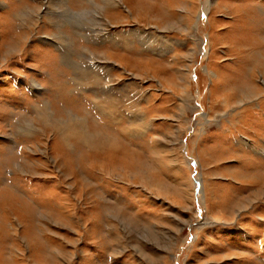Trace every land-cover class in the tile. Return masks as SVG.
Here are the masks:
<instances>
[{
  "label": "rangeland",
  "instance_id": "rangeland-1",
  "mask_svg": "<svg viewBox=\"0 0 264 264\" xmlns=\"http://www.w3.org/2000/svg\"><path fill=\"white\" fill-rule=\"evenodd\" d=\"M47 1L0 0V264H264V0Z\"/></svg>",
  "mask_w": 264,
  "mask_h": 264
},
{
  "label": "bare ground",
  "instance_id": "bare-ground-1",
  "mask_svg": "<svg viewBox=\"0 0 264 264\" xmlns=\"http://www.w3.org/2000/svg\"><path fill=\"white\" fill-rule=\"evenodd\" d=\"M49 1V0H48ZM47 1V2H48ZM128 2V3H131L130 2V0H103V2L106 4V6H108V5H110V6H113L114 8L116 7H119V6H122V4L123 3H125V2ZM136 2V1H135ZM138 3H139V1H137ZM52 3V2H51ZM133 3V2H132ZM130 11H131V9H129ZM205 12V11H204ZM105 39V38H104ZM103 39V40H104ZM9 43V42H8ZM108 54V53H107ZM118 54V53H117ZM109 57H111V55L109 54L108 55ZM108 57V58H109ZM90 59H91V57H90ZM97 59V58H96ZM122 59H124V58H122ZM120 60H121V58H120ZM122 63V62H121ZM120 65V64H119ZM123 65V64H122ZM124 67H125V69H127V65H123ZM128 70V69H127ZM108 87V86H107ZM186 90V89H185ZM186 92V91H185ZM190 95H191V93H190ZM185 97V96H184ZM189 99V98H188ZM184 100V99H183ZM189 102V101H188ZM110 108H112V107H110ZM43 111L44 112H46V109H43ZM50 112V111H49ZM50 114V113H49ZM53 114V113H52ZM52 114H50L51 116L50 117H52ZM43 115V114H42ZM112 115V114H111ZM116 115V114H115ZM49 116V115H48ZM72 116H73V114H72ZM45 117V116H44ZM76 117V116H75ZM44 119V118H43ZM47 119V118H46ZM51 119V118H50ZM49 119V120H50ZM54 120V119H53ZM101 135V134H100ZM113 143V142H112ZM106 146V145H105ZM98 147V146H97ZM263 154H264V152H263Z\"/></svg>",
  "mask_w": 264,
  "mask_h": 264
}]
</instances>
